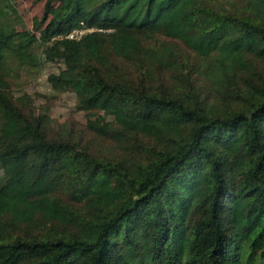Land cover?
Masks as SVG:
<instances>
[{
  "label": "trees",
  "instance_id": "16d2710c",
  "mask_svg": "<svg viewBox=\"0 0 264 264\" xmlns=\"http://www.w3.org/2000/svg\"><path fill=\"white\" fill-rule=\"evenodd\" d=\"M44 1L0 0V264H264V0ZM41 59L86 130L13 93Z\"/></svg>",
  "mask_w": 264,
  "mask_h": 264
},
{
  "label": "rangeland",
  "instance_id": "374dc122",
  "mask_svg": "<svg viewBox=\"0 0 264 264\" xmlns=\"http://www.w3.org/2000/svg\"><path fill=\"white\" fill-rule=\"evenodd\" d=\"M9 4L17 11L11 13L19 19L17 27L22 29H31L34 32L40 31L37 29V25L42 18L45 1L44 0H9ZM5 3L1 2L0 7L4 8ZM36 30V31H35ZM39 43H35L34 50L41 53ZM62 64L58 61L51 62L41 59V64L33 72H22L19 77L12 84L13 93L19 95L20 93H27L29 96H33L35 103L34 109L40 112H44L49 115L53 121V125L50 126L52 133L58 132L59 127L63 123H71L77 126V129H83L89 124L91 119L99 112L98 110L80 111L75 106V95L70 91L55 92L51 89L47 82V76L51 72H57ZM31 96V98H32ZM86 140L88 141L90 134L84 133ZM103 143L107 147H99L95 145V149L102 150L105 153H110V142L103 140ZM101 152V151H100ZM3 181V168L0 165V184Z\"/></svg>",
  "mask_w": 264,
  "mask_h": 264
},
{
  "label": "built area",
  "instance_id": "2783aa9c",
  "mask_svg": "<svg viewBox=\"0 0 264 264\" xmlns=\"http://www.w3.org/2000/svg\"><path fill=\"white\" fill-rule=\"evenodd\" d=\"M93 28H87V29H74L72 31H70L68 34H67V37L68 38H79L81 34L85 33V32H90L92 31Z\"/></svg>",
  "mask_w": 264,
  "mask_h": 264
}]
</instances>
